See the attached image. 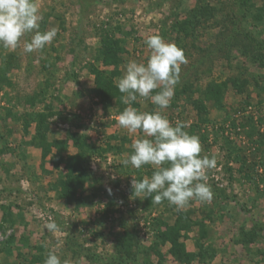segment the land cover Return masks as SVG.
Returning a JSON list of instances; mask_svg holds the SVG:
<instances>
[{
	"label": "rangeland",
	"instance_id": "rangeland-1",
	"mask_svg": "<svg viewBox=\"0 0 264 264\" xmlns=\"http://www.w3.org/2000/svg\"><path fill=\"white\" fill-rule=\"evenodd\" d=\"M242 1L38 0L55 39L0 46V264H44L49 251L71 264H264V15L249 24ZM154 34L187 60L164 115L217 158L213 199L183 210L137 197L132 179L153 168L121 163L144 134L118 125L114 80L147 62ZM176 223L186 259L164 240Z\"/></svg>",
	"mask_w": 264,
	"mask_h": 264
},
{
	"label": "clouds",
	"instance_id": "clouds-1",
	"mask_svg": "<svg viewBox=\"0 0 264 264\" xmlns=\"http://www.w3.org/2000/svg\"><path fill=\"white\" fill-rule=\"evenodd\" d=\"M42 18L38 0H0V46L14 50L26 34H32L24 43V51L42 50L57 36L55 28L40 30ZM144 43L150 49L147 62H127L122 75L114 80L126 105L118 114V125L130 134H144L132 141V152L121 163L137 170L144 165L153 168L150 177L132 179L137 197L143 194L144 199L150 197L156 204L166 200L177 210L187 208L194 199L210 202L213 191L206 173L217 166V158L201 155L199 136L186 131L183 121L170 122L163 111L180 82L181 65L187 63L184 51L159 34L149 36ZM138 98L150 99L156 107L151 112L133 107ZM45 227L49 231L58 229L54 221ZM44 264L71 262L49 251Z\"/></svg>",
	"mask_w": 264,
	"mask_h": 264
},
{
	"label": "trees",
	"instance_id": "trees-1",
	"mask_svg": "<svg viewBox=\"0 0 264 264\" xmlns=\"http://www.w3.org/2000/svg\"><path fill=\"white\" fill-rule=\"evenodd\" d=\"M249 1H251L252 4H249ZM262 1H264V0H262ZM247 5H250L249 8H252V9H249L248 12H247L248 9H246L247 8ZM241 7L244 9L243 18H244V20H246V22H249V24L251 22V19L254 21V22H252V24H254L256 18L261 19L262 18V15H264V2H263V4L260 7H258L254 3V1H252V0H243L242 3H241ZM65 162H66L65 163V166L67 168V171H69L70 173H74L75 171H77L76 168L73 169V166L71 165L70 161H68V159H66ZM65 185L66 184H61L60 185L63 191L65 189L67 190L68 188H70L69 185H66V186ZM61 192L62 191L60 189V194H62L63 197L66 198L65 197L66 195L64 193H61ZM62 195H60V197H62ZM179 228H181V226L178 223H176L175 225H173V227L171 226L170 229H169V234H167L164 237V240L165 241L166 240H169V241L171 240V246H170V252H171V254L177 256L179 259H186V256H188L189 254L185 253V250L183 248V244L180 243L177 240V238H173V236H172V235L176 234V232H179V231H177ZM184 228L188 229V227H184ZM170 232H172V233H170Z\"/></svg>",
	"mask_w": 264,
	"mask_h": 264
}]
</instances>
